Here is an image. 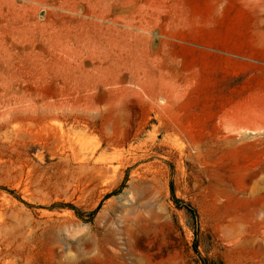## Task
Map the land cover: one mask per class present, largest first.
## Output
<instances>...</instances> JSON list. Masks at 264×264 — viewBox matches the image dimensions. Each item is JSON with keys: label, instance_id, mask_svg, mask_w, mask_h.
Here are the masks:
<instances>
[{"label": "rangeland", "instance_id": "1", "mask_svg": "<svg viewBox=\"0 0 264 264\" xmlns=\"http://www.w3.org/2000/svg\"><path fill=\"white\" fill-rule=\"evenodd\" d=\"M212 262L264 264V0H0V264Z\"/></svg>", "mask_w": 264, "mask_h": 264}, {"label": "bare ground", "instance_id": "2", "mask_svg": "<svg viewBox=\"0 0 264 264\" xmlns=\"http://www.w3.org/2000/svg\"><path fill=\"white\" fill-rule=\"evenodd\" d=\"M248 117H249V116H248ZM248 117H247V118H248ZM244 118H245V117H244ZM247 145H249V143L246 144L245 146H247ZM217 146H218V145H217ZM219 146L221 147L222 145L220 144ZM231 148H232V147H231ZM103 167H104V166H103ZM98 168H99V167H98ZM98 168H97V170H98ZM99 170H102V167H101V169L99 168ZM105 170H107V169H105ZM98 172L100 173V171H97V174H98ZM102 172H103V171H102ZM102 172H101V173H102ZM90 174H93V173H90ZM103 174H104V173H103ZM94 175L96 176L95 173H94ZM94 175H93V176H94ZM95 176H94V178H95ZM97 176H99V174H98ZM88 180H90V177H89ZM85 184H86V183H85ZM87 187H88V186H87ZM87 187H86V188H87ZM84 190H85V188H84ZM86 190H87V189H86ZM86 190H85V191H86ZM37 221H38V220H37ZM31 231H32V230H31Z\"/></svg>", "mask_w": 264, "mask_h": 264}, {"label": "trees", "instance_id": "3", "mask_svg": "<svg viewBox=\"0 0 264 264\" xmlns=\"http://www.w3.org/2000/svg\"><path fill=\"white\" fill-rule=\"evenodd\" d=\"M192 210V208H190ZM212 264H225L223 262H212Z\"/></svg>", "mask_w": 264, "mask_h": 264}]
</instances>
